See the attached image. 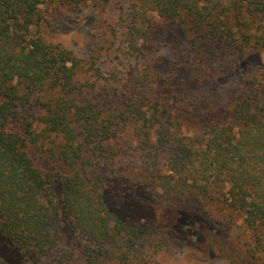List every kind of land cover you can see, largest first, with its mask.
Listing matches in <instances>:
<instances>
[{
    "label": "trees",
    "instance_id": "1",
    "mask_svg": "<svg viewBox=\"0 0 264 264\" xmlns=\"http://www.w3.org/2000/svg\"><path fill=\"white\" fill-rule=\"evenodd\" d=\"M113 2L0 0V235L30 262L149 264L163 226L117 186L120 176L169 197L198 229L224 230L226 238L213 233L199 246L164 226L169 238L208 252L196 264H264V63L226 101L231 119L212 121L200 107L207 93L179 89L176 75L151 68L148 41L158 15L186 29L189 48L226 59L259 52L264 0H121V17L110 18ZM44 3L97 8L94 54L45 39ZM212 204L238 214L239 240ZM0 264L11 263L0 253Z\"/></svg>",
    "mask_w": 264,
    "mask_h": 264
},
{
    "label": "rangeland",
    "instance_id": "2",
    "mask_svg": "<svg viewBox=\"0 0 264 264\" xmlns=\"http://www.w3.org/2000/svg\"><path fill=\"white\" fill-rule=\"evenodd\" d=\"M114 1V4L107 11L110 18H118L122 14L121 0ZM42 9L46 10V16L49 19L42 32L47 41L60 43L71 49L79 57L91 56L98 49L101 43L99 41L101 16L95 6L85 4L81 9L73 10L64 5L57 6L54 3H44ZM152 22V35L148 39L150 42L151 68L159 70L162 77L167 76L168 73L176 75L172 85H177L179 89L184 87L190 93H207L208 98L206 101L203 100L200 107L203 110L210 109L213 111L210 114V120H230L232 114L228 110V106L234 97L233 95H235L238 86L256 70L255 67L264 63V48L256 53L241 52L226 59L219 49H206L205 52L201 49L189 48L186 45V29L175 19L156 15ZM181 46L183 48H180ZM118 65H120L118 69H125L124 62H119ZM199 78L202 80H198ZM163 91L171 92L169 89ZM226 101H230V103H226ZM192 126L197 130L201 129L200 122ZM115 182L118 183L117 186L128 190L131 194L134 195L135 193L134 198L144 200L147 203L145 207H148L145 210L151 214L158 225L163 226L158 234L163 239L162 247L149 264H196L209 260L206 258L208 252L205 249L200 250L199 248V252L195 253L193 252V243L182 245L179 241L173 240L174 238H169L162 229L171 223L172 225L176 224L173 226L177 228L182 237L193 239V242L199 243V246L204 237L207 238L213 233H217L219 239L221 237L226 238L224 230L218 226L216 228L214 225V227L208 225L204 230L201 227L198 229L197 220L192 219L181 209L172 208L169 197L166 199L169 202L155 199L153 192L137 189L120 176L115 178ZM184 201L189 203L190 197H185ZM208 210L223 220L228 218L227 220L231 221V227L224 225L223 228H228L232 236L239 240V235L245 231L242 220L237 213L229 210L224 211L218 204H212ZM63 228L69 240L74 239L75 233L72 232L71 223L68 220L64 222ZM240 249L244 250L243 247ZM0 253L11 264H44L42 261L30 262L20 257L15 247L1 235ZM212 259V264L219 262L217 258Z\"/></svg>",
    "mask_w": 264,
    "mask_h": 264
}]
</instances>
